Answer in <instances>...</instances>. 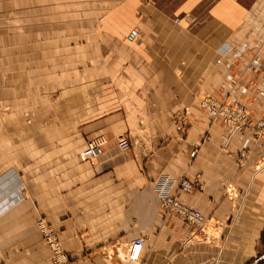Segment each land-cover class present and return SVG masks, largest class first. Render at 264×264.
<instances>
[{"label": "crops", "instance_id": "obj_1", "mask_svg": "<svg viewBox=\"0 0 264 264\" xmlns=\"http://www.w3.org/2000/svg\"><path fill=\"white\" fill-rule=\"evenodd\" d=\"M3 17L0 264H55L42 220L75 264H126L141 235L146 264H264V142L227 145L200 109L207 94L264 115V0H0ZM163 175L199 176L179 197L203 229L163 209Z\"/></svg>", "mask_w": 264, "mask_h": 264}, {"label": "built area", "instance_id": "obj_2", "mask_svg": "<svg viewBox=\"0 0 264 264\" xmlns=\"http://www.w3.org/2000/svg\"><path fill=\"white\" fill-rule=\"evenodd\" d=\"M178 20L179 19L177 18L176 21ZM139 36L140 30L134 28L130 31L127 38L129 41L134 42ZM231 106L232 105H229L222 100H217L210 96L203 97L200 105L202 110L208 112L214 121L223 119L231 128L230 135H233L234 132L238 130H244L248 126L250 118L248 113L243 111L244 107L235 108L236 106ZM257 127L259 130L254 129L256 135H263L264 137V129L261 131L264 127V118L257 123ZM114 138L121 150L125 151L131 147V141L128 135L118 134ZM108 141L109 139L106 135H100L89 141L87 147L80 153L81 159L86 160L97 157L102 153L103 146ZM245 156L247 155H244L243 157ZM198 183V175L193 178L183 176L179 180H176L170 175H163L155 182L154 189L157 191L166 213L173 214L184 221L197 225L203 229L207 221L202 212L199 209L186 204L179 197V193H191ZM40 228L45 237L46 243L52 251L55 264H73L72 259L62 245L58 233L53 231L44 220L41 221ZM144 244L145 237L142 235L136 237L130 242L127 264H146L141 262Z\"/></svg>", "mask_w": 264, "mask_h": 264}, {"label": "rangeland", "instance_id": "obj_3", "mask_svg": "<svg viewBox=\"0 0 264 264\" xmlns=\"http://www.w3.org/2000/svg\"><path fill=\"white\" fill-rule=\"evenodd\" d=\"M12 1L13 0H1V5H2V7L4 8V9H9V8H11V6H12ZM5 20V17H3V18H1L0 19V30L2 31L1 32V36H2V38H1V43H5L6 41H8L9 39H10V37L8 36V34L9 33H12V31H13V24L12 23H9L8 21L7 22H5L4 21ZM60 96V91H55V92H53V93H51V98L53 99V100H56L58 97ZM209 95H201L200 96V105H201V99L203 98V97H208ZM211 98H215V99H217V100H222V101H224V102H226L227 104H229V105H232L231 107H234V106H236L235 108H237V107H244V109H243V111L244 112H247L248 113V115H249V122H248V126L244 129V130H238V131H246V130H252V132H253V139H254V141H255V143H258V142H264V137H263V135H256V132H254V129H258V127H257V123L259 122V121H261L263 118H264V115L263 116H261V118L259 119V120H254V118H253V116H252V113L250 112V110L248 109V107L246 106V105H244V104H241V103H231L229 100H228V97H223V96H210ZM200 109H202V107L200 108ZM0 111H9V109H7L6 107H4V108H2V109H0ZM184 112H185V110H184ZM185 115V114H184ZM186 115L185 116H183L182 115V113H178L177 115H175V122H176V125H177V128H181V127H183V128H181V129H179V131L180 132H182V130L184 129V122L186 121ZM31 121L32 120H30V119H28L27 120V122L28 123H31ZM216 121H218L219 123H222V124H224L225 126H227L228 124L223 120V119H218V120H216ZM8 122H10V121H8ZM47 123V125H49L50 126V123H51V121H48V122H46ZM228 132H227V134L225 135V137H224V140H225V143L228 145L229 143H230V141H231V139H232V137H233V135H230V126L228 125ZM264 129V127L261 129V131ZM259 130V129H258ZM107 137H109L108 135H107ZM112 141H114V140H112ZM115 142V141H114ZM244 155H247V151H244V152H242L241 154H240V156H241V158H243V156ZM80 156V155H79ZM245 157H247V156H245ZM263 162H264V160H263ZM157 192V191H156ZM163 207V206H162ZM164 209V208H163ZM40 231H41V228H40ZM42 232V231H41ZM43 234V233H42ZM44 236V235H43ZM45 238V237H44ZM48 245V244H47ZM73 261V260H72ZM254 263V262H253ZM253 263H251V264H253ZM73 264H75V262L73 261ZM136 264V263H135Z\"/></svg>", "mask_w": 264, "mask_h": 264}, {"label": "bare ground", "instance_id": "obj_4", "mask_svg": "<svg viewBox=\"0 0 264 264\" xmlns=\"http://www.w3.org/2000/svg\"><path fill=\"white\" fill-rule=\"evenodd\" d=\"M127 39H128V38H127ZM130 42H131V41H130ZM128 249H129V248H128ZM128 253H129V252H127V255H128ZM127 261H128V259H127ZM126 264H127V263H126ZM132 264H133V263H132Z\"/></svg>", "mask_w": 264, "mask_h": 264}]
</instances>
